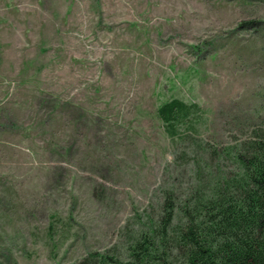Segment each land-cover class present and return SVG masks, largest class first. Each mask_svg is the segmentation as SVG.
Wrapping results in <instances>:
<instances>
[{"label":"rangeland","instance_id":"1","mask_svg":"<svg viewBox=\"0 0 264 264\" xmlns=\"http://www.w3.org/2000/svg\"><path fill=\"white\" fill-rule=\"evenodd\" d=\"M171 99L212 145L264 134V0H0V264L122 253L188 179Z\"/></svg>","mask_w":264,"mask_h":264},{"label":"trees","instance_id":"2","mask_svg":"<svg viewBox=\"0 0 264 264\" xmlns=\"http://www.w3.org/2000/svg\"><path fill=\"white\" fill-rule=\"evenodd\" d=\"M157 116L188 179L160 189L156 214L127 230L122 253H90L77 264H264V134L207 143L198 137L202 110L178 99Z\"/></svg>","mask_w":264,"mask_h":264}]
</instances>
